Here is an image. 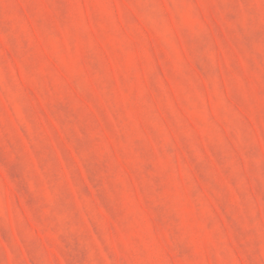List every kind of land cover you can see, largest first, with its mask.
I'll use <instances>...</instances> for the list:
<instances>
[{"label":"rangeland","instance_id":"rangeland-1","mask_svg":"<svg viewBox=\"0 0 264 264\" xmlns=\"http://www.w3.org/2000/svg\"><path fill=\"white\" fill-rule=\"evenodd\" d=\"M0 264H264V0H0Z\"/></svg>","mask_w":264,"mask_h":264}]
</instances>
